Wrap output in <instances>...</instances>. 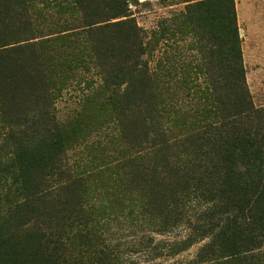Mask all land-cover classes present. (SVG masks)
I'll use <instances>...</instances> for the list:
<instances>
[{
	"label": "trees",
	"instance_id": "trees-1",
	"mask_svg": "<svg viewBox=\"0 0 264 264\" xmlns=\"http://www.w3.org/2000/svg\"><path fill=\"white\" fill-rule=\"evenodd\" d=\"M41 1L39 10L79 14L73 21L81 20L84 26L71 30L69 37L88 38L91 50L100 49L97 53L112 58L101 69V78L111 98L119 100L117 121L123 126L121 119L134 111L140 117L137 127L123 133L128 144L124 164L140 180L163 169L167 180L178 176L162 196L161 191L142 190L146 200H129L132 203L123 206V218L136 215L142 224L156 225L168 235L190 230L180 242H166L164 251L169 256L209 239L190 264H264V108L255 107L248 91L235 1L184 0L198 1L188 5V18L201 15L211 22L219 30L220 44L227 32L232 34V64L218 76L220 82L227 81L232 93L222 95L220 87L209 83L201 86L183 81L181 89L188 94L192 91V106L183 99L166 100L160 93L164 88L156 84L157 69L143 60L150 53L151 39L131 18L130 0ZM100 23L105 25L98 26ZM97 35L105 36V42L97 44ZM129 76L132 81L121 90L118 81ZM111 87L119 91H110ZM62 89L46 94L43 101L48 104L39 114L31 118L13 115L6 134L12 144L25 146L27 155L8 163L11 168L0 163V207L7 212L0 229V264H83L84 259L94 258L104 264L114 255L120 262L117 252L109 250L98 234L100 225L94 219L99 215L94 207L82 202L70 209L66 204L60 233L46 219L49 213L42 210V205L54 207L53 199L61 198L72 186L85 184L87 174L92 173L88 159L83 169L80 158L71 165L66 153L70 136L46 110L62 96ZM178 127L183 131L176 136L172 130ZM6 176L14 181L3 187ZM62 230L74 233L78 244L70 247Z\"/></svg>",
	"mask_w": 264,
	"mask_h": 264
},
{
	"label": "rangeland",
	"instance_id": "rangeland-1",
	"mask_svg": "<svg viewBox=\"0 0 264 264\" xmlns=\"http://www.w3.org/2000/svg\"><path fill=\"white\" fill-rule=\"evenodd\" d=\"M93 1L98 3L99 0ZM234 1L237 39L242 51L248 91L255 107L262 109L264 0ZM39 2L43 1L0 0V163L11 168L12 165L8 163H15L14 159L18 157L19 161L27 155L25 146L6 140L13 115L23 114L31 118L39 114L48 104L43 101L46 94L53 89L63 88L62 96L46 110L58 118L61 127L70 136L66 153L71 165L75 166L74 162L82 159L80 166L83 169L88 159L91 163L88 170L92 173L87 174L85 184L72 186L61 198L53 199L54 207L42 205L44 213L51 214L46 219L60 233L66 204L70 209H75L85 202L94 207L99 215L94 221L100 225L98 234L103 237V244L117 252L120 258V262H117L115 255L111 256L104 264H190L209 239L194 243L176 256H169L166 253L168 250L164 251L166 242L178 243L185 239L190 230L179 229L173 235H168L161 233L156 225L142 224L136 215L123 218V206L131 205L129 200L144 202V190L161 191L162 196L178 180V176L171 175L167 180V174H162L165 173L163 169L158 171V175L140 180L134 169L124 164V150L128 144L123 133L128 128L137 127L140 117L134 111L127 113L126 119H121L123 126L117 121L119 113L116 103L119 100L111 98L101 78V69L105 70L106 64L112 63V58L102 51L97 53L100 49L97 52L91 50L88 38L69 37L73 33L71 30L84 26L81 20L73 21L79 14L74 17L58 13V10H39L38 6H42ZM197 2L130 0L128 3L131 18L151 39L150 53L143 60L151 62L157 69L156 84L159 89L164 88L160 93L169 101L186 100L184 103L188 106L195 105V101L192 91L188 94L181 89L183 81L201 86L209 83L215 88L220 87L222 95L232 93L227 81L218 80L220 72L232 64L229 51L232 34L227 32L225 41L220 44L217 39L219 30L211 22L204 21L201 15H195V19L190 20L188 5ZM101 25L105 23L98 26ZM95 38H98L97 44L105 42V36L97 35ZM8 69L11 71L7 73ZM185 72L190 75H184ZM131 81V76L121 78L118 86L124 90ZM109 90L119 91V88L111 87ZM172 131L179 136L183 128ZM128 140L131 143L132 138ZM78 158L80 160L75 161ZM6 178L7 181L2 182L3 187L14 181L11 176ZM2 209L0 207V229L7 221V212L4 213ZM62 232H66V242L70 247L78 244L74 233L67 230ZM96 261L97 258L84 259L82 263L99 264Z\"/></svg>",
	"mask_w": 264,
	"mask_h": 264
}]
</instances>
